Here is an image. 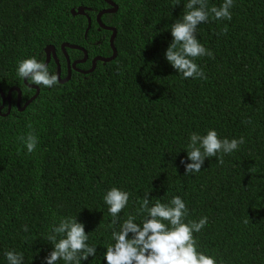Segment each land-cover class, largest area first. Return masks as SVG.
Instances as JSON below:
<instances>
[{"label": "trees", "instance_id": "1", "mask_svg": "<svg viewBox=\"0 0 264 264\" xmlns=\"http://www.w3.org/2000/svg\"><path fill=\"white\" fill-rule=\"evenodd\" d=\"M111 1L117 9L100 20L116 31L114 59L97 61L89 73L72 69L51 88L27 80L39 92L23 109L17 90L10 101L0 96V264H8V251L22 254V264H46L53 250L47 237L64 218L82 223L96 247L81 264H107L113 231L129 216L139 225L148 218L144 198L151 207L175 196L188 209L184 223L208 218L193 233L198 252L217 264H264V0H233L231 20L210 13L198 25L197 39L213 54L194 61L207 79L183 78L165 57L171 25L188 0ZM224 2L206 0L208 9ZM79 6L87 15L71 14ZM110 7L105 0H0L3 93L18 88L20 107L34 95L17 66L32 57L44 63L48 45L61 78L68 72L64 50L71 62L84 56L62 43L87 52L76 65L81 70L111 56L112 29L96 20ZM47 66L57 73L53 57ZM212 129L244 143L218 153L223 164L209 157L200 172L185 175L191 135ZM30 133L37 137L32 153L21 139ZM113 187L130 194L115 218L104 201Z\"/></svg>", "mask_w": 264, "mask_h": 264}, {"label": "clouds", "instance_id": "2", "mask_svg": "<svg viewBox=\"0 0 264 264\" xmlns=\"http://www.w3.org/2000/svg\"><path fill=\"white\" fill-rule=\"evenodd\" d=\"M233 0H225L219 7L208 9L206 0H188L185 5L187 11L182 19L176 20L171 25L173 40L168 46L165 57L171 66L183 78L207 79L204 72L194 62L201 56H212L197 39L195 33L198 25L207 22L210 13L215 19L231 20L230 9ZM227 29L225 28L224 31ZM179 46V47H178ZM17 75L31 80L35 85L53 87L59 83L56 74L49 72L48 66L39 62L35 57L27 58L18 63ZM28 153L34 152L37 145V137L29 134L27 138L21 137ZM244 143V138L239 140L220 139L218 133L212 129L206 135L193 133L190 137L187 151V159L191 163L185 164V175L200 172L206 158L216 157L217 162L223 164L222 156L218 153L231 154ZM130 194L116 187L111 188L104 196L105 203L109 206L108 212L115 218L127 206ZM149 199L145 197L142 210L147 212L148 218L142 225L134 222L135 217L129 216L119 226V231H113L112 237L115 243L107 247L105 260L107 264H217L214 257L197 251V241L193 233L200 232L208 222V218L202 217L198 222L184 223L188 209L181 197L175 196L170 204L157 201L149 207ZM167 221L168 223H164ZM117 221L113 220V225ZM28 231L27 226L24 228ZM53 235L47 239L51 241L53 250L45 257L46 264H57L59 260L65 264H81L89 256H95L96 247L89 246L88 234L84 225L76 218L61 219L58 226L52 229ZM132 233V238H129ZM57 235L62 238L57 240ZM8 264H22L23 255L15 251L6 253Z\"/></svg>", "mask_w": 264, "mask_h": 264}, {"label": "water", "instance_id": "3", "mask_svg": "<svg viewBox=\"0 0 264 264\" xmlns=\"http://www.w3.org/2000/svg\"><path fill=\"white\" fill-rule=\"evenodd\" d=\"M105 1H106L111 7H110V8H105V9H102L101 11H99L98 14H97V16H96V20H97V22L99 23L100 27H102L103 29H106V30H111V29H112V34H111L110 39H109L110 46H111V48H112V55L109 56V57H101V56L94 57L93 60H92V66H91V68L88 69V70H81V69H78V68L76 67V65H77L79 62H83V61L86 60V58H87V52L84 50L83 47H81V46H79V45L62 43L61 48H62L63 50L65 49V47H70V48L80 49V50L84 51V56H83L82 59H77V60L71 62V61L69 60V58H68V56H67L65 50H64V53H65V55H66V60H67V71H68V72H67V76H66L65 78H61V77H60V73H61V71H60V65H59L58 59H57V57H56L55 48H54V46H52V45H48V46L45 48V51H46V55H47V56H46V60L44 61V64L47 65L48 62H49V60L51 59V57H53V58L55 59V62L57 63V73H56V75H57L58 78H59V82H64V81L68 80V79L70 78V75H71V71H72V69L79 70V71H81V72H83V73H89V72H91V71L94 70L97 61H104V62H107V61H110V60H112V59L115 58V56H116V54H117V50H116V47L114 46L113 40H114V36H115L116 31H115L114 28L104 25V24L101 22L100 17H101V15L104 14V13L115 11V10L117 9V6H116L111 0H105ZM71 14H72V15H77V14L87 15L86 12H85V7H83V6H79V7H77V9L72 8V9H71ZM90 22H91V21H90V18L88 17V26H87V28H86L85 33H86V32L88 31V29H89ZM24 82L27 84L28 87H30V88H34V89L36 90V92L34 93V95H33L32 97H30V98H29V99H28V100H27V101H26V102L20 107V90H19L18 88H11V89L8 91L7 95H5V94L3 93V91L0 89V96L2 97L3 103H4V101H5L6 99H7L8 101H10V95H11V91H12V90H17V91H18L17 107H18L19 109H23V108H25V107L27 106V104H28L30 101H32V100L36 97V95H37L38 92H39V88H38V86H35V85H32V84L27 83V78L24 79Z\"/></svg>", "mask_w": 264, "mask_h": 264}]
</instances>
